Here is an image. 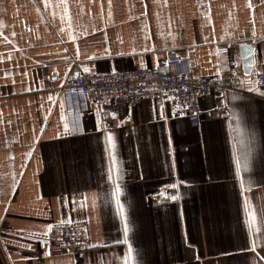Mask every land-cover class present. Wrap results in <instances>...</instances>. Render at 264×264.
I'll return each mask as SVG.
<instances>
[{"label": "crops", "instance_id": "obj_1", "mask_svg": "<svg viewBox=\"0 0 264 264\" xmlns=\"http://www.w3.org/2000/svg\"><path fill=\"white\" fill-rule=\"evenodd\" d=\"M247 56L264 70V0H0V264H124L129 247L134 264H264V90ZM172 59L195 77L235 73L241 91L199 100L197 126L154 100L103 106L99 130L90 106L70 126L59 87L73 70ZM61 223H83L89 250L51 255Z\"/></svg>", "mask_w": 264, "mask_h": 264}, {"label": "built area", "instance_id": "obj_2", "mask_svg": "<svg viewBox=\"0 0 264 264\" xmlns=\"http://www.w3.org/2000/svg\"><path fill=\"white\" fill-rule=\"evenodd\" d=\"M178 59L166 61L160 68L139 69L132 65L121 70L93 74L73 70L62 82L59 91L66 103L71 127L80 124L90 106L99 109L101 124L109 119L105 105L134 108L145 100L170 105L171 113L187 118L192 126L199 123L198 101L208 98L212 92L241 91L235 73L219 77H195L191 72H180ZM248 79L255 83L257 91L264 90V70L251 73ZM225 107L206 113L211 117L226 114ZM51 255L78 254L89 250L86 226L83 223L54 225L45 241ZM34 250L38 246L34 245Z\"/></svg>", "mask_w": 264, "mask_h": 264}, {"label": "snow or ice", "instance_id": "obj_3", "mask_svg": "<svg viewBox=\"0 0 264 264\" xmlns=\"http://www.w3.org/2000/svg\"><path fill=\"white\" fill-rule=\"evenodd\" d=\"M248 6L251 7L250 4ZM65 8H66V5H65ZM253 35H255V32H253ZM251 52H252V50L249 49L248 54L251 55ZM84 71L87 72L88 69L85 68ZM161 118L163 119L164 117L161 116ZM61 119L63 120L64 117L61 116ZM64 127H65V132H67V124L66 123H65ZM100 127H101L100 119H99V116H97V130H99ZM106 142H107V145L109 146V148L114 147L113 137L111 135H107L106 136ZM29 155H30V153H29ZM112 160H113V163H112V167L110 168V171H109L108 179L111 180L113 182V184H114V188H113V190L111 192V195H112V198L116 202L117 212H118V214H119V216L121 218V221H123L124 220V208L120 204V200H119L120 193H121V187H120L119 184L115 183V179H114V174L116 172L115 157H113ZM235 164H236V178L239 180L241 171L242 170H245V171L247 170V167H248L247 158L245 157V160H244L243 164L241 163L240 160H235ZM169 187H176V185H169ZM240 187H241V194H243V191H244V182L243 181H240ZM177 198L178 197L175 196V195H173L171 197V199H173V200H175ZM244 210H245V216H246L245 222H244L245 223V227L248 229L249 235L251 236L253 228L256 226V215L250 211V205H249V203L247 201H245ZM124 234L127 237V235H128V226L127 225H125V227H124ZM124 242L127 243V240H125ZM133 251L134 250L131 247L126 249L124 264H134Z\"/></svg>", "mask_w": 264, "mask_h": 264}, {"label": "water", "instance_id": "obj_4", "mask_svg": "<svg viewBox=\"0 0 264 264\" xmlns=\"http://www.w3.org/2000/svg\"><path fill=\"white\" fill-rule=\"evenodd\" d=\"M253 68V58L251 56H247L245 60L242 62V72L244 76H249L252 72Z\"/></svg>", "mask_w": 264, "mask_h": 264}, {"label": "trees", "instance_id": "obj_5", "mask_svg": "<svg viewBox=\"0 0 264 264\" xmlns=\"http://www.w3.org/2000/svg\"><path fill=\"white\" fill-rule=\"evenodd\" d=\"M261 91H263V90H261Z\"/></svg>", "mask_w": 264, "mask_h": 264}]
</instances>
